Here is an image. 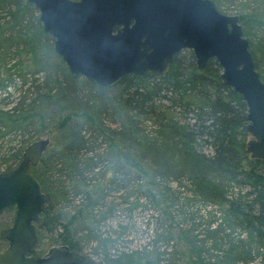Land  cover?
Masks as SVG:
<instances>
[{"label":"trees","instance_id":"obj_1","mask_svg":"<svg viewBox=\"0 0 264 264\" xmlns=\"http://www.w3.org/2000/svg\"><path fill=\"white\" fill-rule=\"evenodd\" d=\"M252 3L256 5L238 16L263 81L264 40H258L255 48L249 34H264V0H252ZM18 33L14 30L15 36L10 39L5 36L4 27L0 28V58L7 56L12 48L19 50ZM31 56L36 62V51ZM220 72L215 58L198 68L193 52L184 49L175 54L166 72L160 75L149 71L128 73L108 87L86 78L101 96L117 92L120 111L128 122V128L115 134L116 138H112L115 135L109 127L105 130L103 126L96 127L98 135L108 140L106 146L104 140L100 144L98 136L88 133L86 122L92 124L90 120H94L90 118L89 108L83 112L87 121L82 125L72 120L70 115L78 92L71 80L79 75L67 72L66 76L71 78L63 87L65 97L59 96L55 102L71 110L70 114L60 118V135L32 167L46 195L39 231L76 252L81 251L82 241L95 243L93 248L102 258V264H264V159L251 157L246 149L249 139L246 104L239 93L221 80ZM19 77L26 82V71ZM6 79L0 78V141L13 142L18 136L24 141L31 140L33 136L24 137L25 132L45 127V121L53 114L49 107L39 106L43 104L40 101L51 97V90L30 102L25 96L11 101L10 92L5 90L14 84L10 76ZM136 118L151 124L149 134L141 132ZM22 140L18 147L12 148V163L4 162L8 164L2 171L20 159L25 148ZM131 168L140 172L137 180L145 177L155 189L165 181L185 180L190 196L159 197L150 187L144 197L162 203V212L157 214L160 225L156 223L151 244L126 252L118 251L111 240L101 238L99 227L111 220L113 210H117V203L112 207V201H108L111 185L117 192L124 191L120 197L125 202L139 200L137 192L131 189L134 184L126 175ZM229 185L245 191L230 194ZM185 198L216 203L220 212H207V220L203 221L206 213L187 211ZM182 207L184 212H173L181 211ZM7 211L10 209L3 212ZM93 223L95 227L90 226Z\"/></svg>","mask_w":264,"mask_h":264},{"label":"water","instance_id":"obj_2","mask_svg":"<svg viewBox=\"0 0 264 264\" xmlns=\"http://www.w3.org/2000/svg\"><path fill=\"white\" fill-rule=\"evenodd\" d=\"M39 10L43 29L54 37L53 50L72 74L101 87L125 74H163L177 52L190 49L198 68L210 58L221 80L247 107V150L264 159V81L255 68L236 14L220 12L212 0H27ZM50 143H29L18 162L0 171V213L11 209V226L0 230L7 241L0 264H101L65 245L41 254L36 245L45 193L32 171Z\"/></svg>","mask_w":264,"mask_h":264},{"label":"rangeland","instance_id":"obj_3","mask_svg":"<svg viewBox=\"0 0 264 264\" xmlns=\"http://www.w3.org/2000/svg\"><path fill=\"white\" fill-rule=\"evenodd\" d=\"M212 1L214 2L216 8H218V10H222L225 14L239 15L243 12L247 13L248 11L246 8L252 9L254 5H256L252 3V0ZM27 2V0H24L23 2L21 0H0V28L4 27L5 36L10 39H13V36H15L14 30L20 32V35L18 33V37L19 39L21 38V44L17 52L14 50V48H12L7 56H5L4 58H0V78L2 80H5L10 76L12 79L11 81L13 82L14 86L11 85V88L8 87L5 90L7 92H10L9 99L11 101H14V99H21V96H25L27 102H30L33 97L36 96L38 98L39 95L45 93L47 94V89L51 90V97L43 99L42 101H40V103L43 104L38 105H45V107H49V112H53V114L44 123L47 127L39 126L40 128L38 129H32V132H25L24 137L29 134L33 136L31 140L24 141V139H21V136H18L14 139L15 141L13 142H9V140L7 139L0 141V171H2L8 164L4 162L10 161V163H12V159L10 158L12 148L14 146L15 148L18 147L20 145V140H22L21 142H23V144L21 145L26 147L28 143H31L34 140L48 137L50 138V145L47 148H51V146L55 142V138L60 135L58 126L60 118L65 115L67 116L71 111L64 109L61 103L60 105H58L55 102V100L58 101L61 96L65 97V95H62V91H66L65 89L63 90V87L65 88V85L68 83V78H71L69 76H66V73L69 72L68 67L61 56L53 51L54 37L43 29L42 22L38 18V8L34 4ZM260 34L261 35H259L258 32L257 34H255V32H251L249 34V39L254 42L255 48L258 44V40H264V34ZM50 47L52 48V51ZM33 50L37 53L36 62H33V58L31 56V54L34 53ZM260 58L262 57H260L259 54L258 59L260 60ZM59 61H61V63H58ZM10 66L12 68L7 71ZM261 69L263 70L264 75V63H262ZM25 71L27 81L23 82L21 77H19V74ZM34 72L36 73L34 74ZM72 79H74V81L71 80V82L76 83V90L78 92L75 109L72 110L70 115L73 117L72 120L77 123H81L82 125V122L87 121L85 120L87 119V117L83 116V112L87 111V108H89L88 111L92 112L90 113L92 115L90 118L93 117L94 120L88 119L92 122V124H90L89 121L86 122L88 133L90 134V136H98V142L100 144H102L104 140L103 144H105L106 146V141L108 140L104 139L102 135H98L99 131L96 129V127L99 128V126H103L104 130L105 127H109L113 131L114 135H117V133L122 129L126 130V128H128L126 117L123 115V113H121L122 111H120L121 106L118 102V98L116 97L117 92L111 91L110 95L101 96L97 88L91 86L83 75L73 77ZM55 94L58 95L57 99L56 97H53ZM79 112H81V115L79 114ZM136 119L138 128L141 130V132L149 134L152 129L151 124L143 118ZM116 135L112 138H116ZM6 140L7 143H5ZM200 147H202V149L209 150L204 145H200ZM103 150L104 147L102 151ZM113 150L115 151V148H113ZM112 158L113 157H111L110 159ZM138 174H140V172H138L135 168H131L127 171L126 175L130 179V183L134 184L132 185L133 188L131 189H134V191L137 192L140 197L139 200L135 203H133L134 201H131L134 199L125 202L124 197H120L124 194V191L121 190L117 192L114 185H111L113 186V188L110 190V199L108 201H112L110 204V206L112 207H115V203H117V210H113V212H115L112 213L113 218H111V220H108L106 223L102 222L99 227V236L101 238L111 240L112 244H116L115 248L118 249V251L125 250L127 252L132 249L139 248L140 246L151 244L153 242L156 223L158 222L157 225H160V220L157 219V214L158 212H162V203L158 204L155 203L151 197H144L146 191H149L151 185L145 179V177H141V180H137L136 177L138 176ZM177 181L171 180V182H158L160 184L158 185L157 189L153 187H151L150 189H155L156 192L159 193V195H157L159 197H166L173 194L178 196L181 195L182 198H184L185 196H190L186 181L181 180V183ZM167 188L173 190L167 192ZM174 189L182 191V193H176ZM228 190L231 192L230 194L236 195H238L239 193H244L245 191V189H240L237 185H229ZM160 191L163 192V194L161 193L162 195H160ZM186 198L184 199L183 203H186L187 211L199 212L201 214L206 213V216L202 219L203 221L207 220V212H220L219 206L216 203H204L201 200L189 201L186 200ZM122 201L125 203H121ZM184 209L185 208L182 207L181 211H179L178 209L173 212H184ZM94 213L97 214V211H95ZM12 215V210L2 212L0 214V222H2L3 224L10 223ZM216 215L219 216V214ZM90 226L95 227L96 224L93 223ZM37 231L40 236V241L37 244L36 249L40 253L45 254L51 247L61 245V243L56 242L55 240H53V238H50V235L41 233V231H39V228H37ZM94 233L96 234V231H94ZM79 245L82 246L79 253L91 257L95 260H102L100 255L95 253L94 251L93 247L95 243L91 242L87 244L82 241V243H80ZM6 246L7 242L2 240V243L0 242V253L4 250V248H6ZM101 249L105 250L103 246H101ZM114 252L115 251L111 250L110 253L114 254ZM104 264L106 263L104 262ZM255 264H258V262H256Z\"/></svg>","mask_w":264,"mask_h":264},{"label":"flooded vegetation","instance_id":"obj_4","mask_svg":"<svg viewBox=\"0 0 264 264\" xmlns=\"http://www.w3.org/2000/svg\"><path fill=\"white\" fill-rule=\"evenodd\" d=\"M1 214V213H0ZM12 219H11V222L10 223H2V222H0V230L1 229H4V228H8L9 226H11V224H12V222H13V218H14V212H12ZM43 220V219H42ZM42 223V222H41ZM39 226H37L36 227V234L39 236V234L37 233V228H38ZM4 241H6V240H4ZM39 241H40V236H39ZM7 242V241H6ZM37 246V245H36ZM35 246V247H36ZM5 249V248H4ZM41 254H43V253H41Z\"/></svg>","mask_w":264,"mask_h":264},{"label":"bare ground","instance_id":"obj_5","mask_svg":"<svg viewBox=\"0 0 264 264\" xmlns=\"http://www.w3.org/2000/svg\"><path fill=\"white\" fill-rule=\"evenodd\" d=\"M54 51V50H53ZM55 52V51H54ZM56 53V52H55ZM54 54V53H53ZM247 149V148H246ZM249 152V151H248ZM249 154H250V152H249ZM2 213V212H1Z\"/></svg>","mask_w":264,"mask_h":264}]
</instances>
